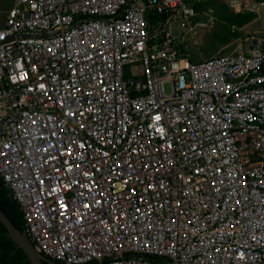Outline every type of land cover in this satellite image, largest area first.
Returning a JSON list of instances; mask_svg holds the SVG:
<instances>
[{
	"label": "built area",
	"instance_id": "1",
	"mask_svg": "<svg viewBox=\"0 0 264 264\" xmlns=\"http://www.w3.org/2000/svg\"><path fill=\"white\" fill-rule=\"evenodd\" d=\"M199 0H15L0 181L58 264H264V1L229 53L176 38ZM171 82L167 95L163 83Z\"/></svg>",
	"mask_w": 264,
	"mask_h": 264
},
{
	"label": "rangeland",
	"instance_id": "2",
	"mask_svg": "<svg viewBox=\"0 0 264 264\" xmlns=\"http://www.w3.org/2000/svg\"><path fill=\"white\" fill-rule=\"evenodd\" d=\"M15 0H0V26H2L6 12L14 5ZM196 0H185L186 3L194 5ZM200 6L197 10L196 20L200 26L192 30H186L176 38L181 49L191 60L200 61L218 52L229 53L233 50L237 41L245 34L259 36L263 28V19L252 15L253 19L246 22L240 19L231 22L235 17L233 11L227 6L228 0H199ZM228 15V18L222 16ZM231 22V23H230ZM164 93L172 92L171 82L163 83Z\"/></svg>",
	"mask_w": 264,
	"mask_h": 264
},
{
	"label": "trees",
	"instance_id": "3",
	"mask_svg": "<svg viewBox=\"0 0 264 264\" xmlns=\"http://www.w3.org/2000/svg\"><path fill=\"white\" fill-rule=\"evenodd\" d=\"M264 1V0H256ZM198 6L196 8L198 9ZM235 17H231V22L247 21L248 19H253L250 14L237 13L234 14ZM223 18H228V15L222 16ZM230 22V23H231ZM0 210L4 213L6 218L12 223V225L19 231H23V218L18 210L16 203L11 199L9 190L3 186L0 181ZM0 264H29L25 254L17 248L12 241L6 236L5 228L0 224Z\"/></svg>",
	"mask_w": 264,
	"mask_h": 264
},
{
	"label": "water",
	"instance_id": "4",
	"mask_svg": "<svg viewBox=\"0 0 264 264\" xmlns=\"http://www.w3.org/2000/svg\"><path fill=\"white\" fill-rule=\"evenodd\" d=\"M0 224L6 230V236L12 243L19 248L26 256L29 264H58L50 259L45 258L39 254L30 243L24 231H19L6 218L4 213L0 210Z\"/></svg>",
	"mask_w": 264,
	"mask_h": 264
},
{
	"label": "crops",
	"instance_id": "5",
	"mask_svg": "<svg viewBox=\"0 0 264 264\" xmlns=\"http://www.w3.org/2000/svg\"><path fill=\"white\" fill-rule=\"evenodd\" d=\"M259 17H262V16L259 15Z\"/></svg>",
	"mask_w": 264,
	"mask_h": 264
}]
</instances>
